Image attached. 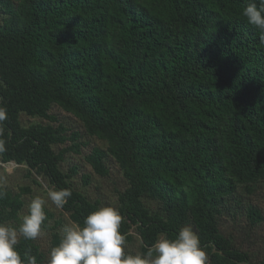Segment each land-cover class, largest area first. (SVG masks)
<instances>
[{"label": "trees", "instance_id": "16d2710c", "mask_svg": "<svg viewBox=\"0 0 264 264\" xmlns=\"http://www.w3.org/2000/svg\"><path fill=\"white\" fill-rule=\"evenodd\" d=\"M250 2L0 0L1 162L70 189L62 209L82 225L101 203L72 185L75 166L61 168L69 150L56 146L78 133L55 125L58 105L107 144L86 157L94 171L107 176L109 156L123 171L127 252L135 254L127 247L136 235L144 252L190 225L207 264H264L220 230L240 188H264V45L242 15ZM23 115L49 122L25 125ZM26 191L0 186V223L19 226ZM44 211L42 230L54 229V214ZM247 217L264 220L254 206ZM60 236L48 248L20 237L17 249L47 264Z\"/></svg>", "mask_w": 264, "mask_h": 264}, {"label": "clouds", "instance_id": "9594fccd", "mask_svg": "<svg viewBox=\"0 0 264 264\" xmlns=\"http://www.w3.org/2000/svg\"><path fill=\"white\" fill-rule=\"evenodd\" d=\"M247 22L259 30L264 45V0L248 3L242 10ZM4 114L0 111V120ZM2 150V147H0ZM72 195L70 189H49L48 199L62 209ZM2 196V193H0ZM46 200L36 195L21 217L18 227L0 223V264H37L29 252L17 249L19 238L35 240L42 234L46 220ZM122 217L114 205H103L90 212L83 224L66 222L59 243L52 247L47 264H207L208 256L200 238L190 225L183 226L174 238L161 235L144 252L132 254L125 249L126 237L120 231ZM30 251V250H29Z\"/></svg>", "mask_w": 264, "mask_h": 264}, {"label": "rangeland", "instance_id": "374dc122", "mask_svg": "<svg viewBox=\"0 0 264 264\" xmlns=\"http://www.w3.org/2000/svg\"><path fill=\"white\" fill-rule=\"evenodd\" d=\"M1 18V16H0ZM51 114L58 121L55 125L63 124L69 131V135L78 133L75 141H68L66 144L56 146V150L68 148L64 160L61 162V168L65 172H70L72 167L77 168V173L70 178L72 185L83 192L90 200H99L101 206L114 205L118 208V194L127 187V180L123 175L117 161L109 156L106 164L109 169L107 176L96 173L86 157L95 147L106 148L107 144L98 137L89 135L83 122L75 115L65 111L58 105H54ZM23 122L28 125L32 122H49L39 117H28L23 115ZM77 143L79 151L69 149L71 145ZM89 177V181H87ZM0 186H4L14 191L20 188L27 189L24 199V209L22 215L28 211V205L31 199L40 195L46 200V207L54 214L51 225L54 229L42 230L39 236L40 241L45 247H51L54 232L62 233L66 222L71 221L69 214L63 209H58L47 197L49 189L54 190L53 186L42 176L35 173L29 175L28 169L24 165L15 162L2 163L0 159ZM237 201H233L221 217L220 230L226 236L233 239L236 247L247 252L251 259L260 261L264 259V220L258 225H252L247 217L250 207H258L264 214V188L259 187L254 192H248L244 187L237 193ZM152 210H159L156 202H148ZM72 222V221H71ZM131 252H140L141 239L135 236L134 241L127 247Z\"/></svg>", "mask_w": 264, "mask_h": 264}]
</instances>
